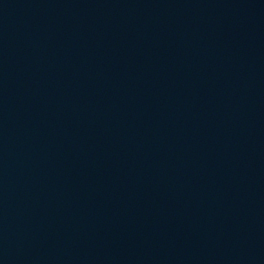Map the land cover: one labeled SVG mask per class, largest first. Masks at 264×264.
Masks as SVG:
<instances>
[{"label":"water","instance_id":"obj_1","mask_svg":"<svg viewBox=\"0 0 264 264\" xmlns=\"http://www.w3.org/2000/svg\"><path fill=\"white\" fill-rule=\"evenodd\" d=\"M0 264H264V0H0Z\"/></svg>","mask_w":264,"mask_h":264}]
</instances>
